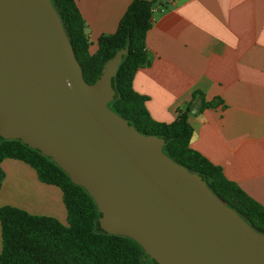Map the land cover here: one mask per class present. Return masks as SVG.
I'll use <instances>...</instances> for the list:
<instances>
[{"label": "water", "instance_id": "1", "mask_svg": "<svg viewBox=\"0 0 264 264\" xmlns=\"http://www.w3.org/2000/svg\"><path fill=\"white\" fill-rule=\"evenodd\" d=\"M126 51L89 84L51 0H0V138L51 159L92 198L102 231L156 264H264V233L109 108Z\"/></svg>", "mask_w": 264, "mask_h": 264}, {"label": "crops", "instance_id": "2", "mask_svg": "<svg viewBox=\"0 0 264 264\" xmlns=\"http://www.w3.org/2000/svg\"><path fill=\"white\" fill-rule=\"evenodd\" d=\"M74 1L93 55L132 0ZM145 48L149 63L137 70L132 88L145 97L150 117L174 121L194 91L216 101L188 117L190 147L264 207V0H158ZM0 166V207L65 223L58 187L40 182L19 160Z\"/></svg>", "mask_w": 264, "mask_h": 264}, {"label": "trees", "instance_id": "3", "mask_svg": "<svg viewBox=\"0 0 264 264\" xmlns=\"http://www.w3.org/2000/svg\"><path fill=\"white\" fill-rule=\"evenodd\" d=\"M157 1L132 0L115 32L99 38L96 53L90 55L86 27L75 1L51 0L87 83L98 79L104 64L127 47L111 79L114 95L109 108L138 132L163 139L166 156L197 173L219 199L252 228L264 233V207L228 181L221 167L190 147L192 128L188 117L192 110L198 102L201 103L196 113L217 102H206L200 91H194L174 121L161 123L150 117L144 106L145 97L132 88L137 70L149 63L145 37ZM6 158L27 164L35 170L40 182L60 189L66 224L11 206L0 207V264H156L135 241L102 231L100 214L92 198L85 189L74 185L51 159L18 140L0 138V164ZM3 178L0 166V186Z\"/></svg>", "mask_w": 264, "mask_h": 264}, {"label": "rangeland", "instance_id": "4", "mask_svg": "<svg viewBox=\"0 0 264 264\" xmlns=\"http://www.w3.org/2000/svg\"><path fill=\"white\" fill-rule=\"evenodd\" d=\"M63 225H65L66 224V221H65V223H62Z\"/></svg>", "mask_w": 264, "mask_h": 264}]
</instances>
